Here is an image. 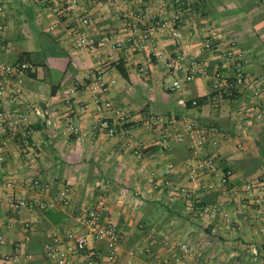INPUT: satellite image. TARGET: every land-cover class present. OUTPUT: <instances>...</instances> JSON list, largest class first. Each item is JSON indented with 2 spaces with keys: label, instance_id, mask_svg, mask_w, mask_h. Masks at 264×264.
Instances as JSON below:
<instances>
[{
  "label": "crops",
  "instance_id": "1",
  "mask_svg": "<svg viewBox=\"0 0 264 264\" xmlns=\"http://www.w3.org/2000/svg\"><path fill=\"white\" fill-rule=\"evenodd\" d=\"M0 8V63L28 54L32 67L18 97H0V264H57L48 245L72 248L87 232L79 210L101 199L108 206L101 224L123 236L113 264H264V122L241 117L254 88L264 101L262 0H83L55 30L37 0H0ZM85 15L87 26L78 21ZM81 33L93 42L89 50L76 49ZM240 55L241 92L218 109L210 101L191 106L215 93L217 73L233 76ZM192 69L196 79L174 89ZM117 111L127 112L130 132L111 139L100 124ZM152 116L177 120L184 137L161 144L147 124ZM188 122L191 133L183 132ZM199 136L206 144L194 147ZM208 154L217 157L216 172L190 182L187 164ZM210 182L214 189L201 188ZM248 183L255 187L246 193ZM15 195L28 206L13 208ZM89 249L108 253L94 235ZM15 254L19 261L4 260Z\"/></svg>",
  "mask_w": 264,
  "mask_h": 264
},
{
  "label": "built area",
  "instance_id": "2",
  "mask_svg": "<svg viewBox=\"0 0 264 264\" xmlns=\"http://www.w3.org/2000/svg\"><path fill=\"white\" fill-rule=\"evenodd\" d=\"M43 4H46L48 9L53 14V21L50 24V30H55L61 23L64 16H67L70 12H75L83 0H37ZM264 3V0H262ZM0 11L2 9L0 8ZM78 21L80 25L87 26L91 23V18L89 15L79 16ZM76 49L78 50H89L93 42L84 34L81 33L76 37L75 41ZM1 49V46H0ZM244 57L240 55L237 58L232 77H223L221 74L217 73L215 75V93L217 97L212 99V103L215 105L216 109L219 108V105L227 100L232 99V96L239 94L243 87L246 84V76L244 70ZM174 65L172 62H169L168 67L172 68ZM32 70L31 64L29 62H18L14 65L0 63V97L4 96L6 93H9L13 98L18 97L21 94L23 83L25 79L29 76ZM198 71L192 69L187 72L183 80H177L174 83V89H180L185 82H192L196 79ZM223 94H226L228 98L223 97ZM253 107L250 110L244 112L241 115L242 119L249 122L251 120H256L258 122H264V101L259 98L260 91L256 88L253 89ZM99 103V102H97ZM183 105L187 102L182 101ZM192 106L199 107L201 105L199 99L191 101ZM104 108L114 111L113 104L110 101L104 103ZM127 112L126 111H117L116 116L109 117L102 121L100 124L101 130L108 138H116L119 136L127 135L130 132V129L124 128L125 122H127ZM147 124L150 125L156 134L158 141L161 144H167L172 139H182L184 137L183 133L178 130V122L175 119H171L167 122L162 121L159 117H150L147 119ZM11 127L16 129L18 125L17 118L11 120ZM194 130L193 123H186L183 126V132L191 133ZM206 138L199 136L194 141V147H203L206 144ZM140 148L146 149L147 143L140 140L138 142ZM138 159H142L143 154H138ZM173 164H169L165 170L166 174H170L173 169ZM218 168L217 157L213 154H208L205 157V160L198 164H193L189 162L185 168L186 175L190 182H196L199 179V175L202 172L203 175H212L216 172ZM154 177V176H153ZM232 177V171L227 169L222 175V183L228 184L229 179ZM32 186L40 187L39 180H33ZM166 186L169 187L170 183L165 182ZM8 187H13L12 184H7ZM255 187V183L245 184V192L248 193L252 191ZM202 189L209 191L215 188L213 183L202 184ZM262 190V189H261ZM173 190H171L172 192ZM184 191V190H182ZM173 193V192H172ZM63 194H66V190L63 191ZM10 204L13 208H21L28 206V202L25 197L15 195L10 198ZM107 202L103 199L99 200L97 204L93 207L83 208L79 210L77 220L83 224L87 232H81L74 237V246L68 251L62 250L58 245H48L49 256L56 260L57 264H72L77 257L81 255H87V262L83 264H113L117 256V246L122 239V234L120 231L113 225L105 226L101 224L100 218L101 213L107 210ZM202 211L209 215L213 213V209L208 207H203ZM257 219H259L257 217ZM260 231H264V227L260 228ZM96 236L98 240L105 241L108 253L104 256L99 251H90L89 253V237ZM3 237L0 235V242H3ZM181 250L184 254H191V249L188 245H182ZM21 255L15 254L13 256H6L5 261H19Z\"/></svg>",
  "mask_w": 264,
  "mask_h": 264
},
{
  "label": "trees",
  "instance_id": "3",
  "mask_svg": "<svg viewBox=\"0 0 264 264\" xmlns=\"http://www.w3.org/2000/svg\"><path fill=\"white\" fill-rule=\"evenodd\" d=\"M19 62H29L30 63L28 54L21 55V57L19 59ZM30 74H32V73H30ZM122 74H123V76L127 77V74H126V72L124 70H122ZM217 95H218L217 93H214V94H212L208 98L203 97V98L199 99V101H200L201 104H204L207 101H210L211 102L214 97H217ZM236 96H237V94H235L234 96H232V99H234ZM223 97L228 98V96L226 94H223ZM190 105L192 106V104H190Z\"/></svg>",
  "mask_w": 264,
  "mask_h": 264
}]
</instances>
